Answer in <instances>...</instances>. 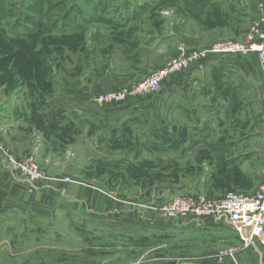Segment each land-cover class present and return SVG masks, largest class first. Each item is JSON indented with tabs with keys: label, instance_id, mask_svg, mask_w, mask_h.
<instances>
[{
	"label": "rangeland",
	"instance_id": "1",
	"mask_svg": "<svg viewBox=\"0 0 264 264\" xmlns=\"http://www.w3.org/2000/svg\"><path fill=\"white\" fill-rule=\"evenodd\" d=\"M215 1L0 0V53L14 56L0 91L53 103L66 123L34 129L25 158L0 135L52 179L31 191L0 156V264H228L216 255L237 248L232 227L162 226L155 209L179 196L255 192L264 177L258 62L241 77V102L235 92L225 100L236 68L220 56L186 70L181 86L99 103L183 50L247 43L256 22L243 30L244 6Z\"/></svg>",
	"mask_w": 264,
	"mask_h": 264
},
{
	"label": "built area",
	"instance_id": "2",
	"mask_svg": "<svg viewBox=\"0 0 264 264\" xmlns=\"http://www.w3.org/2000/svg\"><path fill=\"white\" fill-rule=\"evenodd\" d=\"M259 18L252 27L247 43L245 42H218L201 53L182 52V57L174 59L168 67L155 72L146 79L136 84L130 93L121 94L120 97H110L99 99L101 106L110 107L111 103L125 100L126 97L141 96L147 97L158 93L164 82L171 76L180 74L189 69L193 64H202L212 55L234 56L242 58L250 55H257L261 73L264 79V0L258 4ZM245 43V44H243ZM240 58V57H239ZM5 155L7 166L10 171L18 174L28 181L32 190L48 184L52 179L46 175L36 163L34 158L18 160L12 156L4 143L0 142V156ZM156 212H163L160 219L164 221L177 222L187 221L199 223L203 220H216L223 222L234 229L245 248L255 243H259L264 248V181L261 182L252 194H241L239 192H229L222 195H187L167 201L162 205H157ZM157 214V213H155ZM238 252L237 248H229L220 251L216 256L234 259Z\"/></svg>",
	"mask_w": 264,
	"mask_h": 264
},
{
	"label": "crops",
	"instance_id": "3",
	"mask_svg": "<svg viewBox=\"0 0 264 264\" xmlns=\"http://www.w3.org/2000/svg\"><path fill=\"white\" fill-rule=\"evenodd\" d=\"M260 1L261 0H240V1L223 0V2L219 1L218 4L223 3V7L228 6V10L229 7H231V5L235 3L244 6V12H243L244 15L242 16L244 17L243 30H245L251 25L253 21L256 22L258 20L259 18L258 4L260 3ZM225 14H231V13H225ZM233 14L237 15L235 11L233 12ZM233 17H234L233 15L232 16L226 15L225 18H227L228 21L231 22L233 21L232 20ZM239 17L240 16L234 18H237L238 20ZM190 42L193 43V41ZM192 43L189 45L194 44ZM211 44L214 43H210V45ZM212 57L215 58L220 56L212 55ZM222 57H224L226 62H231L228 65L236 68L234 70L229 71L230 73L233 71L235 74L234 77L231 76L233 81L232 82L226 81L222 87L223 88L222 92L225 94L224 95L225 100L227 99V102H229L231 101L232 93L235 92L236 94H238L237 91L241 90V85L243 83L240 80L242 76L246 78L249 72L248 63L252 62L250 59L254 60L253 62L256 63H257V59L256 57H249L248 59H239L237 57H226V56H221L220 58ZM197 65L199 64H193L190 66V68ZM186 74L187 73H185L184 75ZM259 77L261 79V82H263L261 71ZM183 79H182V83L184 81ZM21 93L23 94L25 92L21 91ZM259 95H260V99H259L260 104L264 109L263 87L260 89ZM213 98L215 100V93L213 94ZM19 99H20L19 101H10L8 100L7 94H5L4 91H0V135L6 137L5 144L15 157L25 158L31 156L32 144H33L32 134L34 129L36 128L43 129L45 132L51 131L54 133V131L52 130L54 127L59 125L64 126L66 123L65 120L55 117V113H56V107H54L55 104L53 103L51 104L48 102L39 103L37 101L31 100V97L24 96V94L22 96H19ZM238 100L239 102H241L242 100V97L239 94H238ZM262 119L264 121V115ZM14 175L18 177L20 180H22V182L25 183L24 185L27 184L29 185L28 181L21 178L18 174L14 173ZM263 178H264L263 175H260L257 186L264 181ZM181 222L183 223L185 221L182 220L179 223ZM177 223L178 221L172 223L170 221H164L162 219L159 220V224H161L162 226L174 227L177 226ZM238 240L239 241H235V247H237L238 249V252L234 258L235 260L232 261V259L229 258L228 264H264V248L259 243H255L250 247L245 248L239 238Z\"/></svg>",
	"mask_w": 264,
	"mask_h": 264
},
{
	"label": "trees",
	"instance_id": "4",
	"mask_svg": "<svg viewBox=\"0 0 264 264\" xmlns=\"http://www.w3.org/2000/svg\"><path fill=\"white\" fill-rule=\"evenodd\" d=\"M55 25V22L53 23V26ZM250 56H252V57H256V59H257V62H258V64H259V60H258V56L257 55H255V54H253V55H250ZM211 57L212 56H210V59H211ZM237 58H239V57H237ZM249 58V56L248 57H246L245 59H248ZM14 59V56L13 55H11V54H7V53H0V69H2V67H3V64L5 63V62H7V61H10V60H13ZM239 59H243V58H239ZM209 60V58L206 60V61H204V62H202V64L201 65H203L204 63H206L207 61ZM189 69H190V67H189ZM189 69H187V70H189ZM186 71V70H185ZM185 71H183V72H181L180 74H176L175 76H171V77H169V79H167L165 82H164V84L162 85V88H161V90L164 88V89H168V88H170V87H172L173 85H177L178 83H179V86H181L182 85V79H183V77L185 76V75H183V73L185 72ZM186 73V72H185ZM184 73V74H185ZM183 76V77H182ZM156 94V93H155ZM208 220H212V219H208Z\"/></svg>",
	"mask_w": 264,
	"mask_h": 264
},
{
	"label": "bare ground",
	"instance_id": "5",
	"mask_svg": "<svg viewBox=\"0 0 264 264\" xmlns=\"http://www.w3.org/2000/svg\"><path fill=\"white\" fill-rule=\"evenodd\" d=\"M27 190V189H26Z\"/></svg>",
	"mask_w": 264,
	"mask_h": 264
}]
</instances>
